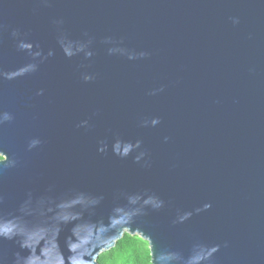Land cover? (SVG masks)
<instances>
[{
    "label": "water",
    "instance_id": "water-1",
    "mask_svg": "<svg viewBox=\"0 0 264 264\" xmlns=\"http://www.w3.org/2000/svg\"><path fill=\"white\" fill-rule=\"evenodd\" d=\"M0 229V264H264V0H0Z\"/></svg>",
    "mask_w": 264,
    "mask_h": 264
},
{
    "label": "trees",
    "instance_id": "trees-1",
    "mask_svg": "<svg viewBox=\"0 0 264 264\" xmlns=\"http://www.w3.org/2000/svg\"><path fill=\"white\" fill-rule=\"evenodd\" d=\"M152 264L147 241L125 233L110 251L98 258L99 264Z\"/></svg>",
    "mask_w": 264,
    "mask_h": 264
},
{
    "label": "clouds",
    "instance_id": "clouds-1",
    "mask_svg": "<svg viewBox=\"0 0 264 264\" xmlns=\"http://www.w3.org/2000/svg\"><path fill=\"white\" fill-rule=\"evenodd\" d=\"M155 122H156V121H154V123H155ZM36 143H38V141H33L32 144L30 145V147L33 146V145L36 144ZM100 198H102V197H100ZM0 236H4V237L11 238V237H10V230L0 229ZM12 264H18V260H14V261H12ZM25 264H30V262L27 261V260H25ZM149 264H150V262H149Z\"/></svg>",
    "mask_w": 264,
    "mask_h": 264
}]
</instances>
